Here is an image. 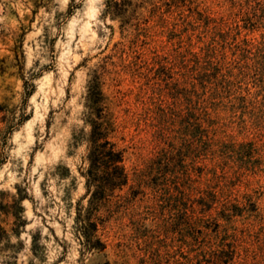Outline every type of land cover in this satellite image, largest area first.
<instances>
[{
	"label": "rangeland",
	"instance_id": "rangeland-1",
	"mask_svg": "<svg viewBox=\"0 0 264 264\" xmlns=\"http://www.w3.org/2000/svg\"><path fill=\"white\" fill-rule=\"evenodd\" d=\"M106 2L0 0V196L29 222L0 264H264V0ZM96 76L144 170L103 251L74 221Z\"/></svg>",
	"mask_w": 264,
	"mask_h": 264
},
{
	"label": "trees",
	"instance_id": "trees-1",
	"mask_svg": "<svg viewBox=\"0 0 264 264\" xmlns=\"http://www.w3.org/2000/svg\"><path fill=\"white\" fill-rule=\"evenodd\" d=\"M133 4V0H107L106 13L126 21ZM100 85L96 76L88 90L85 127L74 137L75 144L83 143L86 147L79 168L85 178L86 192L75 205L74 221L81 243L89 251L106 249L107 243L101 234L106 219L115 212L129 210L144 182V170L138 168V164L128 165L129 146H122L115 140L120 124ZM156 161H146L143 167H161L163 162L158 165ZM17 194L11 199L3 194L0 196V251L4 247L15 248L16 245L10 243L12 237L20 238L29 223L23 205L26 195L20 189ZM32 244L37 245L35 235Z\"/></svg>",
	"mask_w": 264,
	"mask_h": 264
}]
</instances>
